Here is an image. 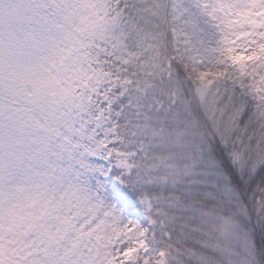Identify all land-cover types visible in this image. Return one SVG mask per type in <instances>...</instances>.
<instances>
[{
  "label": "snow or ice",
  "instance_id": "1",
  "mask_svg": "<svg viewBox=\"0 0 264 264\" xmlns=\"http://www.w3.org/2000/svg\"><path fill=\"white\" fill-rule=\"evenodd\" d=\"M0 264H264V0H0Z\"/></svg>",
  "mask_w": 264,
  "mask_h": 264
}]
</instances>
